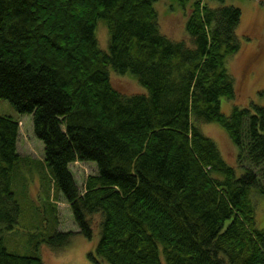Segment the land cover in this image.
Wrapping results in <instances>:
<instances>
[{"label":"trees","instance_id":"trees-1","mask_svg":"<svg viewBox=\"0 0 264 264\" xmlns=\"http://www.w3.org/2000/svg\"><path fill=\"white\" fill-rule=\"evenodd\" d=\"M155 1L0 0V98L32 115L53 183L80 233L92 239L100 225L95 252L110 264H264L250 197L253 186L264 194V107L221 111L237 97L226 61L241 48L242 11L177 0L191 2L188 42L160 31ZM100 19L108 51L95 34ZM112 69L133 73L146 92L123 94ZM212 121L238 147L242 175L201 130ZM19 123L0 115V264H44L36 247L18 254L3 240L20 211L10 187ZM76 161L98 167L83 191ZM72 234L42 241L61 249Z\"/></svg>","mask_w":264,"mask_h":264},{"label":"rangeland","instance_id":"rangeland-1","mask_svg":"<svg viewBox=\"0 0 264 264\" xmlns=\"http://www.w3.org/2000/svg\"><path fill=\"white\" fill-rule=\"evenodd\" d=\"M210 3L213 6L233 5L242 11L237 30L241 48L226 61V68L235 79L237 97L234 100L222 99L221 111L229 115L234 105L247 107L252 103L264 107V0H214ZM154 5L160 31L174 40L190 42L186 21L191 2L182 6L177 0H156ZM95 34L100 48L108 51L110 33L103 19L98 21ZM111 77L116 89L125 95L146 92L131 72L119 73L112 69ZM0 115L11 116L20 122L16 148L21 159L12 170L10 184L20 211L12 229L3 233L7 250L32 254L36 247L44 264H110L95 252L100 239V225L93 226L92 239L80 233L70 204L58 185L53 183L43 161V142L33 132L32 115L19 113L3 98H0ZM200 128L215 141L224 159L235 166L237 175H242L245 169L239 165L238 147L226 129L216 121L202 123ZM70 168L82 191L87 177L98 173L95 162L76 161ZM250 197L255 205L257 226L264 228V194L253 186ZM100 218L98 214L93 216L94 221ZM56 230L73 232L69 243L61 249H54L42 241ZM91 253L98 263L90 257Z\"/></svg>","mask_w":264,"mask_h":264}]
</instances>
